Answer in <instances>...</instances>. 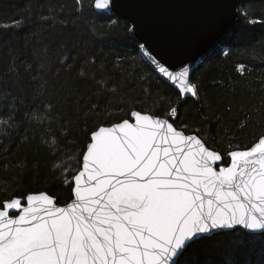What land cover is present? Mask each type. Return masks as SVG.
<instances>
[{"label":"snow or ice","instance_id":"1","mask_svg":"<svg viewBox=\"0 0 264 264\" xmlns=\"http://www.w3.org/2000/svg\"><path fill=\"white\" fill-rule=\"evenodd\" d=\"M75 3L83 16L111 9L114 0ZM133 7L153 31L177 44L195 38L211 22L204 14L175 11L185 7L177 3L140 0ZM257 22L264 23L249 21ZM139 48L179 93L176 101L163 102L169 105L163 115L133 104L126 118L94 130L69 132L64 129L70 123L61 125V135L74 134L78 139L71 143L81 145L72 160L75 169L66 168L59 178L69 190L68 200L60 205L63 197L49 191L5 192L8 198L0 199V264H181V256L219 230L239 226L264 232V110L259 113L261 130L252 133L250 142L232 134L248 128L251 110L238 127L220 129L217 148L209 144L206 126L192 130L176 122L185 96L200 99L189 66L161 62L144 43ZM19 104L21 99L11 93L0 97V111L10 113L0 123L14 122ZM53 111L48 103L43 113H25L24 119L48 131L56 122Z\"/></svg>","mask_w":264,"mask_h":264},{"label":"trees","instance_id":"2","mask_svg":"<svg viewBox=\"0 0 264 264\" xmlns=\"http://www.w3.org/2000/svg\"><path fill=\"white\" fill-rule=\"evenodd\" d=\"M237 8L236 20L193 71L199 101L187 97L176 121L192 130L206 126L204 134L217 148L220 129L238 127L249 110L253 115L248 128L232 135L250 142L252 133L261 130L259 113L264 110V23H249L264 21V0H239ZM80 11L75 0H0V97L11 93L21 99L16 120L0 123V199L8 198L5 192L49 191L63 197V205L69 190L60 186L59 178L66 168L75 169L72 160L81 145L71 143L76 135H61V125L70 123L64 129L69 132L94 130L126 118L133 104L163 115L169 106L163 102H175L179 95L149 67L126 21L96 10L81 16ZM48 103L54 106L56 121L51 129L24 119L25 113H43ZM9 115L0 111V120L7 121ZM219 117L224 119L217 123ZM57 164L60 169L54 170ZM180 261L264 264V233L241 228L217 232Z\"/></svg>","mask_w":264,"mask_h":264},{"label":"water","instance_id":"3","mask_svg":"<svg viewBox=\"0 0 264 264\" xmlns=\"http://www.w3.org/2000/svg\"><path fill=\"white\" fill-rule=\"evenodd\" d=\"M140 0H114L113 7L109 10H96L107 16H117L129 24V28L135 23V27L129 34L139 42L144 43L149 51L156 56L161 62L177 66L187 65L190 68V78L193 79V71L196 69L202 56L218 41H220L225 33L229 30L233 22L238 16L239 0H160L162 3H177L185 5L175 9V11L183 14H204L210 18V23L202 28L191 40L182 43H175L162 38L158 33L153 31L140 17L139 12L133 5ZM142 56L149 67L165 82L172 84L162 77L151 64L147 56L139 48ZM173 87V86H172ZM174 88V87H173ZM175 89V88H174ZM176 90V89H175ZM187 97L185 96L181 102L183 103ZM108 126V125H107ZM237 228H240L237 226ZM251 234H260L264 232L251 231L242 229ZM231 231L229 229L219 230ZM211 236V234H209Z\"/></svg>","mask_w":264,"mask_h":264}]
</instances>
